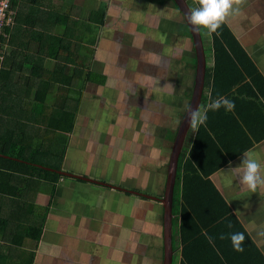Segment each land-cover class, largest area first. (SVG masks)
<instances>
[{
	"label": "crops",
	"instance_id": "obj_1",
	"mask_svg": "<svg viewBox=\"0 0 264 264\" xmlns=\"http://www.w3.org/2000/svg\"><path fill=\"white\" fill-rule=\"evenodd\" d=\"M78 1H83V4H92V2H95L98 5L101 0ZM185 1L186 3H188V1L191 3V0ZM119 2L121 5V0H115V2L108 1L109 4L103 2L104 4L102 3L99 8L103 9V12H95L97 15H93V11L90 13L87 11L84 12L88 14V21H90L89 19L97 21L102 19V22H104L106 16H109L110 13L117 12L119 9ZM129 2L133 3V5L129 8L127 14L131 15L134 21L120 27L123 28L122 30H128L126 32H121L120 50L122 52L119 54V60L122 59L123 61V64L120 65L122 71L126 68L125 62L130 60L128 49L130 45H132L131 50L133 52L142 49L143 52L147 54V51L150 50L149 48L146 49L150 43L145 38L148 32L147 29L150 28L148 21L156 15L160 17L161 10L164 7H171L175 4L173 0H129ZM110 4L112 6L108 7ZM136 7L141 8L138 9ZM91 16L96 17L91 18ZM139 23H143L144 27H134L136 25L139 26ZM165 23L161 22L160 19L154 22L159 36L163 37L165 35L163 30L164 25H167ZM104 24L105 23H88V32L91 30L92 26L100 29ZM226 24L234 33L236 41L243 52L246 53L255 64L259 75L254 72L255 78L250 77L244 81L235 82L233 84V82L240 77L237 72L235 70H222L219 87L217 91H213V67L215 66V58L213 49L211 50L209 53L211 56L209 64L207 60L205 87L200 108L208 103L209 91L211 92L212 99L226 97L234 102L235 108L232 111H226L223 107L217 111H209L207 113L208 119L205 124L206 126L204 125L205 127L200 130L199 134H201V136L197 143L194 142V140L197 139L198 131L193 133L189 128L181 155L186 153V157L190 158L189 160L192 161L194 168L197 167V170H200L199 172L202 180L211 181L213 183L225 202L231 207L232 213L239 218L248 233L257 241L259 249L264 253V231L258 230V228L263 225L261 222L264 223V187H258L255 192H251L241 186L231 172V168L239 166L243 158V153L247 150H252L258 155L261 167L264 169V0H246L242 5L241 15L228 18ZM183 30H185L187 34L186 37L188 40L186 43H188L190 49L193 50V52L190 50V54L180 57L182 58L185 56L188 59L184 66L191 69L190 72L188 69L186 77L183 76L180 83H178L171 74L170 76H172L173 79H166L164 72L160 69L161 67L146 70L145 75L147 77H153L159 83L152 84L148 81L145 84H139L137 88V85H135L133 90L129 91L130 98L137 99V94L145 93L150 91L152 87H157L161 93H167L164 95L165 99L173 100L174 103H176L177 92L168 93V90L164 88L163 85L167 83L172 85L175 83L176 87L180 85L178 88H180V96H183L181 99L183 103L179 108L175 106L177 108V117L174 118L172 115L174 119L172 122L168 123L170 115L166 110H162V104L156 107L157 109L160 108V117L165 118V121L162 122H164L165 125L169 124V127L174 129L175 140L177 139L186 112L185 106L191 105L192 103L196 80L197 58L195 45L190 32L184 28ZM140 33H144V36L141 37ZM94 34L95 39L100 43L101 32ZM104 41L106 42V40ZM111 46L112 41L109 39L105 47L102 44L101 49L97 48V52H105L111 56L108 52ZM135 46L137 47L136 50ZM64 53L65 52H60L59 56L62 54L64 55ZM76 53L78 54L76 57L71 55L69 58L70 60L75 59L78 63V67L74 72L66 69L65 73H67V78L65 79L85 81L87 86L88 84H95L88 82L87 78L90 72H94L90 69L89 61L97 54L91 50L86 53L85 46L79 48ZM207 56L208 53L206 54V58ZM240 58L243 57L240 56ZM53 60L54 58L49 56L48 59H46L48 63H45V67L51 69ZM132 60H134V63L136 62L135 54L131 56V63ZM26 65L30 67L28 63H26ZM178 65L179 61L174 65L173 69H177ZM97 73L99 72L95 74ZM190 73L195 76L191 83V92L187 90L188 86H190L188 83L181 86L183 79L186 78L187 81ZM99 74L103 75L101 73ZM32 99L33 97L30 99L31 102H33ZM153 106H155V104ZM19 118L22 120L21 116ZM177 120L180 121L179 124L176 123ZM258 137H262L261 140L258 141ZM248 139L253 145H248ZM196 145L198 149L194 151ZM165 158L167 159V155H165L164 159ZM198 161L202 163L199 166L196 164ZM167 162L169 168V161ZM167 162L164 165H166ZM200 166L203 168L201 169ZM158 167L162 168V165ZM168 170L165 175L164 173H160L161 184L158 188L145 192V195L148 194V196L150 195L153 198L134 194L133 191L132 193H130L131 191H125V189H130L128 188L130 183L126 186H118L121 187V191L125 193V196H122V198H120L121 196H104L97 199V195L95 193L94 195L92 194V199H95V203L97 204L96 208L93 210V215L99 219V223L95 222L93 225H90L85 230L84 235H76L74 233L76 229H79L76 222L80 220V215H82V213H80V215L70 216L75 202L71 204L70 209H63L62 212L64 216L62 218H56L54 220L55 215L52 213L56 208V204L50 203L49 201L47 213L45 214L44 212L41 214L44 223L42 225L40 237L37 241L32 240L33 244L26 248V252L29 253V260L27 262H21V256L10 258L8 261H4L6 257H1L6 256V251L12 248L14 241H11V238L18 237L20 232L22 236L24 234V229L27 232L25 225L28 223L25 222V219L20 214L17 216L12 215L9 219L0 218V264H164L165 209L162 199L164 198L163 191H165L168 179ZM262 175H264V172H262ZM78 176L84 177L83 175ZM190 178L199 181L197 176H191ZM35 179L38 178L35 177ZM35 179H33L31 175L27 177L29 183ZM15 185L18 186V190L22 192V201L27 199V201L33 205L40 206L34 203L32 193L35 192L31 187H27L20 180H18ZM41 186L49 187V182H44L43 180L37 185L38 188ZM106 186L108 191H115L110 184ZM152 192L158 193L155 194ZM183 192L181 188H178V194H175L178 200H175L174 196L175 206L173 204L172 223L176 222V231H180L179 222L183 207L185 205H190V203H195L193 196L190 200L183 201L181 197ZM30 199H32V201ZM115 199H118V204L116 202L111 204ZM12 200H14V198H12ZM1 201L2 199H0V215L4 216L3 212L8 211L9 205L7 201L6 203ZM40 207L45 208L46 206ZM85 216L86 214H84L83 217ZM47 221H51L52 223ZM105 233L110 236L109 242L111 249L109 248L108 250L104 247ZM178 235L176 236L177 242L180 244L181 242L179 241ZM95 236L99 238V243H97ZM150 236H153L152 240ZM28 240L29 238L25 237V242ZM23 241L24 240H22V242ZM180 245L181 247L178 251L173 250V259L178 256V262L176 263L175 261L173 264L181 263L180 250L183 249V245ZM197 246L191 247V249H208L206 247ZM47 249L54 252V254L49 253ZM108 252H110V254L107 257L105 255ZM206 253H209V251H206ZM7 255L9 256V254Z\"/></svg>",
	"mask_w": 264,
	"mask_h": 264
},
{
	"label": "trees",
	"instance_id": "obj_2",
	"mask_svg": "<svg viewBox=\"0 0 264 264\" xmlns=\"http://www.w3.org/2000/svg\"><path fill=\"white\" fill-rule=\"evenodd\" d=\"M67 3V0H8V7L4 9L3 18L0 20V199L1 202L7 201L9 207L11 202L17 204L18 200H22V192L15 185L18 180L27 179L28 175H36L38 179L49 182V192L52 196L57 185L56 177L66 176L61 174L65 171L59 172L62 170V160L58 167L49 165L44 159H48L49 154L57 155L54 151L59 148L60 139L65 142L64 147L62 143L60 145L63 159L68 148L69 136L73 133L76 124L78 103H80L79 99L77 101L72 98V100L65 96L68 91L67 86L64 85L63 89L54 87L60 80L59 76L62 80L67 78L66 69L76 71L78 63L75 59L70 60L69 57L71 55L76 57L80 47L72 42L71 36L75 34L81 42L80 38L83 35L73 26V17L70 16L78 7L67 6ZM93 15L97 13L94 12ZM95 17L91 16V18ZM89 20V23L97 21ZM101 23H103L102 19L99 24ZM217 32L218 34H211L212 42L208 44V51L210 53L213 49L215 58L213 91H217L219 87L222 70L237 72L240 77L233 84L250 77L255 78L254 72L259 75L255 64L238 45L234 33L226 22ZM60 52L65 53L59 56ZM205 53L207 54V48ZM101 54L106 53L98 52L94 57L98 63L109 57L107 54L105 59L101 58L99 57ZM49 56L54 58L51 69L45 67ZM26 63L30 67H27ZM95 73L90 72L88 74L90 79L87 80L102 85L105 76L101 75L100 81H95ZM52 89L57 96L52 105L47 107L45 100L53 93ZM31 90L34 91V102L30 100ZM205 126L199 127L194 142H198L201 136L199 132ZM35 133L37 136L34 135ZM42 133L43 138H40ZM261 138L258 137V141ZM247 143L249 146L253 145L249 139ZM196 149H198L197 145L194 151ZM186 156V153H183L180 157L184 173L182 175L177 173L175 194H178V188H181L184 191L182 200H190L193 196L195 203L183 207L180 231H176L173 223V250L178 251L180 244L183 245V249L180 250V264H223L224 262L264 264V253L256 245L255 238L251 237L239 218L232 213L231 207L213 183L202 180L200 170L194 168L192 161ZM196 164L199 166L202 163L198 161ZM191 176H197L199 181L190 178ZM74 178L78 183L96 184L93 181ZM175 194V200H178ZM27 209L32 210L33 204L29 203ZM43 210L46 214L48 207ZM10 213L8 209L3 212L4 216L0 215V218L9 219L13 215ZM43 223L41 218L37 225L33 223L25 225L27 230L34 232L31 235L32 240L39 239ZM236 232H241L245 236L242 252L235 251L228 238L230 233ZM177 235L180 244L177 242ZM25 237H28V233L24 229L22 238ZM196 246L208 249H191ZM221 260L222 262H219Z\"/></svg>",
	"mask_w": 264,
	"mask_h": 264
},
{
	"label": "rangeland",
	"instance_id": "obj_3",
	"mask_svg": "<svg viewBox=\"0 0 264 264\" xmlns=\"http://www.w3.org/2000/svg\"><path fill=\"white\" fill-rule=\"evenodd\" d=\"M67 1V6L74 5L78 7V9L73 10L72 14H69L73 17V26L83 33L80 38L81 42H79L75 34L71 36V40L74 44L78 45L80 48L85 46L86 53L91 50L98 55L97 48L101 49L102 44L105 47L109 39L112 41V46L108 49L111 56L105 59L107 54L99 55V57L105 59L101 63H98L95 58H91L89 61L90 69L105 75L106 79L102 85L88 84L87 86L85 81H72L65 78L62 80L59 76L60 80L55 83L54 87L58 86L63 89L64 85L67 86V95H65L62 90L61 92L67 96L68 99L73 98L75 100L77 99V101L79 99L80 103H78L76 124L73 133L69 137L68 148L63 159L61 154L62 146L60 145L62 143L64 147L65 142L60 139L59 148L54 151L57 155L54 156V154H49V158L47 157L48 159L44 160L47 161L49 165L58 167L62 160V170H59V172H68L71 177H56L57 185L52 196L50 195L49 187H37L38 183L42 182L43 179H35L36 175L32 176L35 180L31 183H29L26 178H22L20 181L27 187H31L35 192L32 193L35 204L47 206L49 201L50 203L56 204V208L52 213L55 215L54 220L56 218H62L64 216L62 212L63 209H70L71 204L75 202L70 216L80 215V213H82V215H80V220L76 222V225L81 231L76 229L74 233L76 235H84L85 230L90 225H93L95 222L99 223V219L93 215V210L96 208L97 204L95 203V199H92V194L94 195L95 193L97 199L104 196H121L120 198H122V196H125V193L121 191V189L114 187H118L119 185L126 186L130 183L128 187L130 189H125V191H131L130 193L133 191L134 194L138 195L139 193L145 194V192L149 190H155L160 186V173H164L165 175L168 170L167 161L170 160V152L173 151L175 131L173 128L169 127V124L165 125V123L162 122L165 121V118L160 117V108L157 109L156 107L162 104V110H166L170 115L168 123L172 122L174 120L173 117H177V108L181 107L183 103V100H181L183 96H180V88H178L180 85L176 87V84H173L175 92H177L176 103H174L173 100L165 99L164 95L167 93H161L157 87H152L150 91L142 94L139 93L137 96L135 95L137 99H131L129 91L133 90L135 85H137V88L139 84L148 82V77L145 75L146 70L159 67H161L160 69L164 72L166 79H173L174 77L175 80L180 83L183 76L186 77L188 74L189 69V67L186 68L184 66L188 59L185 56L182 58L180 57L190 54L191 51L190 46L186 43L188 40L186 37L187 34L185 30H183L184 28L189 32L187 24L180 9H178V6L174 2L175 4L171 7L167 6L161 10L160 17L156 15L148 21L150 28L147 29V37L145 36V38L150 43L146 49L149 48L150 50L147 51V56L141 48L142 51L137 50L133 52L131 50L132 45H130L128 48L130 60L125 62L126 68L122 71L120 65L123 64V61L122 59L119 60V54L122 52L120 50L121 32H126L128 30H122L123 28L120 27L134 21L131 15L127 14L133 3L129 2V0H121V5L120 2L118 3L119 9L117 12L110 13L109 16H106L103 22L105 24L102 28L99 29L92 26L91 30L88 32V14L83 11L85 10L88 13L92 11L102 13L103 9H99L101 4L103 2L108 3V1L115 2V0H101L98 5L95 2H92V4H83V1L78 0ZM188 5L191 8L196 7L194 0H191V3L188 1ZM109 6L112 5L110 4L108 7ZM0 7L3 9V4L0 3ZM136 8L139 9L141 7ZM67 12L68 11H66V13ZM158 19L167 24L164 25L163 30L165 35L163 37L159 36L156 26L154 25L155 20ZM96 23L99 24L100 20L96 21ZM134 27H144V25L143 23H139V26L136 25ZM97 32H101L100 43L95 40L94 33ZM202 35L205 41V48H207V60L209 64L211 56L208 51V43L210 44V42H212V39H209L212 38V36L208 35L204 29H202ZM140 36H144V33H140ZM67 37L69 36L67 35ZM104 40H106V42ZM136 49L137 47L135 46V50ZM133 54L136 56L135 63L134 60H132L131 63V56ZM152 54H157L163 58V63L160 66L151 63ZM178 61L179 65L177 69H173ZM190 71L191 69H189V72ZM170 74L173 77L170 76ZM95 76V81H100L102 78V76L98 74ZM194 78L195 76L190 73L188 80L186 81V78L183 79L181 86L188 83L190 86H188L187 90L191 92V83ZM87 79H90V75H88ZM43 87H45V85ZM53 90L54 89H52L53 93L49 94L47 100H45L47 107L52 105L57 96ZM167 92L169 93V91ZM30 96H34L33 90L30 91ZM32 101L34 102V99H32ZM154 104L155 106H153ZM175 106L178 107L176 108ZM34 135L37 136L36 133ZM40 138H43V133ZM164 155H167V159H164ZM37 160L41 162L44 161L41 159ZM166 162L167 164L164 165ZM159 165H162V168L158 167ZM183 167L181 158L179 159L177 173L179 172V174L182 175L184 173ZM45 168L51 169L49 167ZM59 172L57 173L59 174ZM34 173H36V171H34ZM78 175H83L96 184L86 183L87 185H85L76 183L73 176ZM104 183L111 184L115 191H108ZM152 193L157 194L158 192ZM163 194H165V191H163ZM24 200L25 201L18 200L17 204L11 202L9 211L16 216L18 214L22 215L26 223L37 225L41 219V214L44 213V208L33 205V209L28 210L27 206L30 202H28L27 199ZM30 200L32 201V199ZM115 202L118 204V199H115L111 204ZM84 214H86L85 217H83ZM47 222L52 223L51 221ZM261 223L263 225L258 228V230L264 231V223ZM27 233L29 240L26 242L25 238H22L21 232L18 237L11 238V241H14V243L12 248L6 251V258L4 261L18 256H21V262H27L29 260V253L26 252V248L33 244L31 235L34 232L27 230ZM109 237L110 236L105 233L104 247L106 250L109 248L111 249ZM95 238L97 243H99V238L97 236H95ZM150 239L152 240L153 236H150ZM22 240L24 241L22 242ZM256 245L258 246L257 243ZM47 251L54 254V252L49 249H47ZM7 254H9V256ZM109 254L110 252L106 253L105 256L108 257ZM175 261L176 263L178 262V256L174 259V263ZM219 262H222V260ZM226 263L227 262H224L223 264Z\"/></svg>",
	"mask_w": 264,
	"mask_h": 264
},
{
	"label": "clouds",
	"instance_id": "obj_4",
	"mask_svg": "<svg viewBox=\"0 0 264 264\" xmlns=\"http://www.w3.org/2000/svg\"><path fill=\"white\" fill-rule=\"evenodd\" d=\"M245 2L246 0H194V4L196 5V7L188 9V11L185 13L186 20L188 24L192 26L194 31L204 29L209 35L213 33L218 34L217 30L228 20V18L241 15V8ZM151 63L156 66H160L163 63V58L157 54H152ZM147 79L152 84L159 83L153 77H148ZM163 87L166 88L170 93L175 91L174 86L170 83L163 85ZM221 107H223L226 111H232L235 108V104L226 97H218L216 99H212L211 92L209 91L208 103L202 108L192 109L190 105L185 106L188 127L192 130L193 133H196L201 125L206 124V121L208 119L207 113L209 111H217ZM176 123L179 124L180 121L177 120ZM231 172L239 181L241 186L245 187L251 192H255L258 187H264V175H262L264 169H262L261 167L258 155L252 150H247L243 153L241 163L239 164V166L231 168ZM139 195L153 198L152 196H148L142 193H139ZM174 201L175 200L173 198V204ZM221 238L223 239L224 237L222 236ZM228 238L230 239L235 251L242 252L244 250L242 247V244L245 240V236L243 233H230Z\"/></svg>",
	"mask_w": 264,
	"mask_h": 264
},
{
	"label": "water",
	"instance_id": "obj_5",
	"mask_svg": "<svg viewBox=\"0 0 264 264\" xmlns=\"http://www.w3.org/2000/svg\"><path fill=\"white\" fill-rule=\"evenodd\" d=\"M180 12L183 14L185 22L187 24V28L192 36L194 45H195V52H196V80H195V87L193 93V99L191 103V108H200L202 98H203V91L205 87V79H206V69H207V58L204 48V41L201 34V31H194L192 26L188 24L186 20L185 13L190 9L188 3L185 0H173ZM188 124L186 119V114L184 116L182 125L180 127L177 139L175 140L173 151L171 152L170 160H169V170H168V179L166 184V193L165 198L163 199L164 209H165V225H164V252H165V261L164 264H172L173 263V245H172V204L174 198V190L176 185V178H177V171H178V164L179 159L182 151V147L185 141L186 134L188 133ZM61 174L66 176H71L68 172H61ZM88 180L87 178L81 176H73ZM90 181V180H89ZM104 185H108L105 184ZM110 186H112L110 184ZM113 187V186H112ZM117 189H122L121 187H114Z\"/></svg>",
	"mask_w": 264,
	"mask_h": 264
},
{
	"label": "built area",
	"instance_id": "obj_6",
	"mask_svg": "<svg viewBox=\"0 0 264 264\" xmlns=\"http://www.w3.org/2000/svg\"><path fill=\"white\" fill-rule=\"evenodd\" d=\"M0 3L3 4V7H4L3 9L0 7V20H1L3 18L4 9L8 7V0H2V1H0ZM9 14H10V11H9Z\"/></svg>",
	"mask_w": 264,
	"mask_h": 264
},
{
	"label": "flooded vegetation",
	"instance_id": "obj_7",
	"mask_svg": "<svg viewBox=\"0 0 264 264\" xmlns=\"http://www.w3.org/2000/svg\"><path fill=\"white\" fill-rule=\"evenodd\" d=\"M183 15V14H182ZM192 52H193V50L192 49H190ZM146 56H147V54H146ZM185 114H186V112H185ZM185 114H184V116H185ZM183 119H184V117H183Z\"/></svg>",
	"mask_w": 264,
	"mask_h": 264
}]
</instances>
